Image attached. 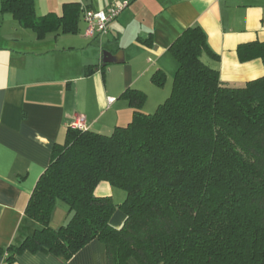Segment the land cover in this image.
<instances>
[{"label":"trees","instance_id":"trees-1","mask_svg":"<svg viewBox=\"0 0 264 264\" xmlns=\"http://www.w3.org/2000/svg\"><path fill=\"white\" fill-rule=\"evenodd\" d=\"M81 1L62 16L38 18L35 0H2L8 13L39 38L77 33ZM149 45V42L146 41ZM178 62L172 91L146 114L145 92L127 89L132 121L111 135L69 127L31 194L25 215L39 228L9 246L4 264L24 252L65 260L94 240L105 245L107 264H264V76L236 86L224 83L205 60L219 56L200 26L185 29L169 48ZM241 62L261 59L264 42L242 44ZM104 70L103 65L90 66ZM164 87L167 75L152 76ZM102 182L126 198L96 195ZM73 212L51 226L57 205ZM117 211L124 223L111 224Z\"/></svg>","mask_w":264,"mask_h":264},{"label":"crops","instance_id":"crops-1","mask_svg":"<svg viewBox=\"0 0 264 264\" xmlns=\"http://www.w3.org/2000/svg\"><path fill=\"white\" fill-rule=\"evenodd\" d=\"M76 1L35 0L36 16H62L64 5ZM121 2L81 0L94 11ZM192 26L204 30L219 56L218 61L204 58L219 69L222 82L241 86L264 76L261 59L243 63L237 53L242 44L264 42V0H132L106 34L92 39L85 36L83 13L77 33L59 31L39 38L3 13L0 0V264L9 246L39 228L26 218V207L53 147L65 142L75 116L85 117L86 130L111 135L132 121L133 109L122 97L130 88L146 93V114L155 112L169 98L178 69L169 48ZM104 50L120 55L122 62L89 74L90 66L102 65ZM157 71L167 75L162 88L152 82ZM111 98L115 100L110 102ZM111 188L102 182L95 193L123 202L124 197ZM72 217L67 206L58 204L51 226L58 229ZM124 220L125 215L116 212L111 224L119 228ZM14 264H107L106 248L94 240L70 260L24 252Z\"/></svg>","mask_w":264,"mask_h":264},{"label":"built area","instance_id":"built-area-1","mask_svg":"<svg viewBox=\"0 0 264 264\" xmlns=\"http://www.w3.org/2000/svg\"><path fill=\"white\" fill-rule=\"evenodd\" d=\"M131 2L132 0H122L119 6L100 11L85 9L83 12V20L86 24L85 36L92 39L98 35L106 34L109 31L110 23L117 19L130 6ZM114 100L113 98L109 99L110 102ZM71 127L74 129H86L85 117L76 115Z\"/></svg>","mask_w":264,"mask_h":264},{"label":"water","instance_id":"water-1","mask_svg":"<svg viewBox=\"0 0 264 264\" xmlns=\"http://www.w3.org/2000/svg\"><path fill=\"white\" fill-rule=\"evenodd\" d=\"M122 60L120 55H113L110 51L104 50L103 57H102V65L108 66L109 64H119Z\"/></svg>","mask_w":264,"mask_h":264},{"label":"rangeland","instance_id":"rangeland-1","mask_svg":"<svg viewBox=\"0 0 264 264\" xmlns=\"http://www.w3.org/2000/svg\"><path fill=\"white\" fill-rule=\"evenodd\" d=\"M154 113V112H153ZM112 189V191H114L115 192V194H120V196H123L124 197V199L123 200H125V198H126V193L123 191V190H121V189H118V188H114V187H112L111 188ZM118 197H117V195L115 196V200H119V199H117ZM122 198V197H121ZM118 202V201H117ZM117 215H123V212L122 211H120V212H118L117 211ZM120 217H123V216H120ZM122 222V221H121Z\"/></svg>","mask_w":264,"mask_h":264}]
</instances>
